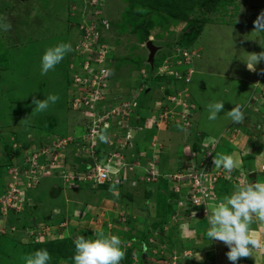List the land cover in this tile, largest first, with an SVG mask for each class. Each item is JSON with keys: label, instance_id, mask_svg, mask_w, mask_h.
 Returning <instances> with one entry per match:
<instances>
[{"label": "rangeland", "instance_id": "obj_1", "mask_svg": "<svg viewBox=\"0 0 264 264\" xmlns=\"http://www.w3.org/2000/svg\"><path fill=\"white\" fill-rule=\"evenodd\" d=\"M139 3L0 0V18L12 25L7 32L0 29V264H25L24 257L39 249H52L49 264H74V239L96 238L101 231L124 242L120 264H231L227 246L206 236L205 205L196 209V216L175 203L166 206L169 212L158 210L165 204L163 196L180 198L161 176L183 169L184 160H191L189 153L210 142L214 151L209 158L232 155L240 168L231 173L220 168L226 173L215 184L217 199L207 203L221 201L222 191L230 195L250 171L264 182V75L259 74L264 61L255 73L242 61L250 52L264 51V32H253L264 0H233L204 17L195 10L191 25L161 11L149 15L152 10ZM136 12L139 17L134 19ZM143 18L151 22L148 38L157 46L152 60L141 33L134 31ZM61 42L70 43L72 51L42 76V55ZM101 45L107 47L102 61L110 70L102 85L106 97L119 101L134 96L140 117L133 116L130 124L138 123L135 118L143 121L134 139L123 142V152L128 159L138 156L142 164L148 157L133 144L151 148L160 172L153 180L139 181L131 173L123 183L101 186L73 177L102 164V151L115 146L100 142L86 128L89 114L102 103L91 108L89 102L82 108L75 101L78 97L73 99L82 93L72 85L74 76L83 75L82 64L93 67ZM183 51L188 52L189 63L183 60ZM158 76L162 81L154 78ZM49 94L60 99L43 112L33 111V97L42 100ZM215 101L225 107L210 121L207 104ZM236 104L246 105L241 124L226 114ZM158 115L164 118L155 126L150 119ZM24 119L26 123L21 122ZM118 131L107 128L109 139ZM153 134L160 140L155 147L146 144ZM159 148L164 150L157 152ZM198 154L196 161L203 158ZM16 180L18 191L7 193ZM259 223L263 228L264 222L255 221L252 235ZM238 264L264 261L242 258Z\"/></svg>", "mask_w": 264, "mask_h": 264}, {"label": "clouds", "instance_id": "obj_2", "mask_svg": "<svg viewBox=\"0 0 264 264\" xmlns=\"http://www.w3.org/2000/svg\"><path fill=\"white\" fill-rule=\"evenodd\" d=\"M5 19L6 18H0V29L7 32L11 29L12 25L11 22H4ZM253 23V32H264V12H262ZM148 40L152 41L151 38H148L147 41ZM145 43L146 41L144 42V45ZM261 47H264V45H261ZM71 51V44L65 42L48 47L41 57L40 74L43 76L46 75L50 70L55 69V67L64 59L67 53ZM242 61L245 63L248 71L255 73L257 72V65L261 61H264V51L259 53L250 52ZM102 71L107 73L110 70L102 69ZM259 74L264 75V68L260 69ZM149 76L152 75L149 74ZM144 79L145 78H143V80ZM106 98L110 101H116L108 97ZM59 99L60 97L55 94H49L45 99L42 100L37 99L34 96L32 99V103L35 105L33 111L43 112L49 108L50 104H55ZM224 107V103L220 101L208 103V120H216L218 114L224 111ZM242 107V105L236 104L227 111L226 114L233 123L241 124L244 122L245 113L242 110ZM157 108L158 107H154V109ZM138 117H140V115ZM137 119L140 118H135V121L138 123L132 124V126L135 127L136 132L134 135L130 133V140L134 139L137 132L143 129V121L140 120V122L137 121ZM150 120L153 125H155L153 120ZM21 122L26 123V119L22 120ZM139 125L141 126V129H138ZM108 127L110 128L109 125H105L104 131L98 133L99 140L102 143L109 142V136L107 135ZM153 137L154 136H152V140ZM210 145V142H204L203 145H199L198 148H194L193 153H189V158H191V160H184L186 164L193 162L197 163L198 161H196V158L194 159L196 152L199 153L198 155H204L206 150L210 149ZM134 147L135 144H133V148ZM110 149L111 147L106 146L104 151H102L103 154H106ZM212 150L214 151V149ZM140 153L147 155L150 152L143 151L140 148ZM103 154L102 159H104ZM185 156H187V154H185L183 157ZM183 157H180L181 161ZM213 165L218 169L223 168L228 173L240 168V164L234 158V156L224 153H217L216 156L213 157ZM241 174L243 175V173ZM228 180L229 179H226V181ZM84 181L86 182V180ZM164 182L167 183L166 187H168L169 191L177 195V197H180L178 200L175 199L174 201L171 198H167L164 210L168 211L166 206L175 203L176 206L177 204L178 206L181 205L184 210L190 209L193 211V206L190 203H181L185 200L184 192L174 191L173 187L177 182H171L168 179H164ZM81 183L82 182H79V184ZM99 184L116 186L106 182ZM19 187L20 182L18 188ZM214 199H217L216 194ZM197 205H200V203L197 202ZM204 205L206 219L209 224V227L206 231V236L210 241H218L227 246L229 250L226 252V257L231 262V264H238V261L242 258L253 257V250L260 249L261 243L257 237L251 234V225L257 220L264 222V182L260 180L249 182L247 179H242L234 186V190L230 195L224 196L219 202L207 203ZM192 215L196 216V213L192 212ZM73 243L75 245V254L73 256L74 264H120V262L125 257V251L121 247L124 242L117 235H105V233L101 231L96 234V238H85L83 235L77 236ZM24 260L25 264H49L51 255L48 250L39 249L26 255Z\"/></svg>", "mask_w": 264, "mask_h": 264}, {"label": "built area", "instance_id": "obj_3", "mask_svg": "<svg viewBox=\"0 0 264 264\" xmlns=\"http://www.w3.org/2000/svg\"><path fill=\"white\" fill-rule=\"evenodd\" d=\"M106 50L107 47L101 45L100 53L97 54V61H94L92 64L93 67H91L89 63L87 65L82 64L84 69L83 75L79 74L74 76L72 82V85L77 86L78 90L81 89L82 93L73 95V99H75L74 96H77L78 98H76L75 101L77 104H80L82 108L89 102H92L91 108H94L97 103H102L100 107H96V111L92 112L94 115L89 114L88 116L90 124H88L86 128L87 131H90L91 135H98V133H100L99 130L105 128V125H109L111 129L116 128L119 131L115 132V139H109L108 145H111V143L115 145L112 146L113 149H110L106 154L102 152L104 155V160L102 159L103 163L100 165H92L91 168L87 170V173L82 171L80 175H75L73 177L79 180H93L95 183L106 182L113 185L123 183L125 180L127 181L131 173L137 174V179L139 181L153 180L156 176H160L158 167L154 162L158 156H156L153 151L147 155L148 160L142 164L138 156H133L131 159H128L123 152V142L130 141V129L133 127L130 121L133 116H138L136 112H138L137 108L139 104L135 101L136 98L134 96H131L130 100L126 99L113 102L106 98L105 91L102 88L104 82L108 80L109 74L108 72L102 71V69H107L105 65L106 62L102 61ZM182 58L185 62H190L187 51H183ZM170 74L181 77L177 72H172ZM184 114H186V112H184ZM186 117L187 114L184 115L183 120H185ZM161 118L163 119L164 116L158 115L151 119L155 125H160L162 121ZM185 124H188L186 120ZM138 129H141L140 125ZM156 144V139L153 137L152 146L155 147ZM160 150L162 149L159 148L157 152ZM212 152V149H207L202 160L197 163H187L183 169L170 173L172 174L171 176L165 174L161 176L171 182H177L173 187L174 191L184 192L185 200L181 203H190L193 206V212H196V209H198L200 205L206 204L207 200L209 201L211 198H215V184L224 172L223 169L220 170V168L214 167L213 159L209 158ZM139 171H143V173H139ZM18 186L19 181L16 180L15 187H12L7 193L18 191ZM197 202H199L200 205H197ZM203 214L205 215L204 212Z\"/></svg>", "mask_w": 264, "mask_h": 264}, {"label": "trees", "instance_id": "obj_4", "mask_svg": "<svg viewBox=\"0 0 264 264\" xmlns=\"http://www.w3.org/2000/svg\"><path fill=\"white\" fill-rule=\"evenodd\" d=\"M137 1H140L142 4L147 5L152 10L149 13V15L151 13L159 14V12L161 11L162 13H164L162 15H165V17L167 16V18H170L171 20H175V21L181 20V21L186 22L187 25H191L192 23L195 22V19L190 18V14H192V12L194 13L195 10L202 12V15L204 17L205 14L211 13L214 11L216 12L219 6L222 7V5L224 6L228 3H231L233 0H137ZM132 13L134 14V12ZM135 14L136 15L133 17L134 19L139 17V15H137L138 14L137 12ZM162 15L160 16L163 18ZM150 25H151V22L146 21L143 18L142 20H139L137 25H135L134 27L135 32L141 33L140 39L143 42L147 41L148 39ZM182 46H185V45H182ZM154 78L157 79L158 82L162 81V78L159 79V76L154 77ZM166 79L169 80L168 77ZM144 80L141 78L140 81L144 82ZM149 81H151V79ZM125 98L126 97L120 100H126ZM112 100H114V98ZM102 185H105V184H101V186ZM51 251L52 249L49 251V253H51ZM57 255L64 256L63 253H58Z\"/></svg>", "mask_w": 264, "mask_h": 264}, {"label": "crops", "instance_id": "obj_5", "mask_svg": "<svg viewBox=\"0 0 264 264\" xmlns=\"http://www.w3.org/2000/svg\"><path fill=\"white\" fill-rule=\"evenodd\" d=\"M247 104V103H246ZM246 105H244L243 104V107H245ZM157 134V133H156ZM154 135V134H153ZM158 135V134H157ZM155 136V135H154ZM155 138H156V136H155ZM160 143V140L159 139H156V143ZM147 145H152V140L150 141V142H147L146 143ZM137 145H139L140 146V148H141V150H143V151H146V152H151V148H149V149H147V150H144V149H142L143 148V143H139V142H137L136 143V145H135V148H136V146ZM163 146V148L165 147L164 145H162ZM161 146V147H162ZM162 150H164V149H162ZM148 155V154H147ZM251 172V171H250ZM249 173V172H248ZM247 174V173H246ZM246 174L244 175V179H246ZM226 182V180H221V182ZM149 185V184H148ZM148 188H150L149 190H150V192H152L153 191V189H152V187H148ZM219 188L220 187H218V191L217 192H219L220 190H219ZM227 194H226V192L224 193L223 191H222V193H221V196H220V198H223L224 196H226ZM163 198H166V200H167V197H165V196H163ZM149 199H152L153 200V198L152 197H149ZM166 200H165V204H164V206L161 208V209H158L160 212H163L164 210V207H165V205H166ZM161 215V214H160ZM164 216H166V214H164ZM203 222V221H202ZM259 224H261V223H259ZM256 231V230H255ZM255 237H259V238H261V240H262V243H263V247H261L260 249H254L253 250V257H249V258H247V261L248 262H250V261H253V259H254V262L256 261V262H258V260H261V261H264V226H263V228H262V224L261 225H258V229H257V232H256V235H254ZM200 255H202V254H200ZM199 256V255H198ZM244 259H246V258H244ZM251 259V260H250Z\"/></svg>", "mask_w": 264, "mask_h": 264}, {"label": "water", "instance_id": "obj_6", "mask_svg": "<svg viewBox=\"0 0 264 264\" xmlns=\"http://www.w3.org/2000/svg\"><path fill=\"white\" fill-rule=\"evenodd\" d=\"M145 46L148 49V51L150 53V55H149L150 56V59L152 60V57H153L155 51L157 50V46L154 45V43L151 40L146 41ZM135 132H136V129H135V127H133L131 129L130 133L132 135H134ZM246 179L249 182H251V181L252 182H255L257 180V173H256V171H251V172L247 173L246 174Z\"/></svg>", "mask_w": 264, "mask_h": 264}]
</instances>
